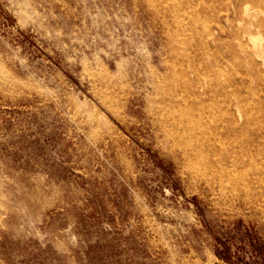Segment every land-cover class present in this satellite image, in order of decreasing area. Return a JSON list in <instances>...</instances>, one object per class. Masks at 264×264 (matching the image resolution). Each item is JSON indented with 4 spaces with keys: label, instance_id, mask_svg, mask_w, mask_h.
Returning a JSON list of instances; mask_svg holds the SVG:
<instances>
[{
    "label": "rangeland",
    "instance_id": "rangeland-1",
    "mask_svg": "<svg viewBox=\"0 0 264 264\" xmlns=\"http://www.w3.org/2000/svg\"><path fill=\"white\" fill-rule=\"evenodd\" d=\"M226 1L0 0V264H264V26L241 36L264 0L218 30ZM197 76L254 165L213 185L152 112Z\"/></svg>",
    "mask_w": 264,
    "mask_h": 264
},
{
    "label": "bare ground",
    "instance_id": "bare-ground-1",
    "mask_svg": "<svg viewBox=\"0 0 264 264\" xmlns=\"http://www.w3.org/2000/svg\"><path fill=\"white\" fill-rule=\"evenodd\" d=\"M247 1L248 0H227L216 18L215 27H217L218 30H223L225 24L232 26L233 14L244 6ZM260 11V8L255 11L253 14L254 19L249 21L241 30V36L245 34L253 35V27L260 28L264 26V20L257 19ZM235 37L238 39V45L242 46L240 35L235 34ZM262 53H264V44L260 43L257 45L255 54L261 55ZM199 77L197 76L189 80L192 93L196 95V98L192 102L185 100L187 97L186 95L182 94L181 98H175V96L171 95L170 97L163 98L152 112L159 125V129L163 132L165 138L175 146L178 155L188 164L189 170L196 174H203V172L211 170L214 176L207 177V183L213 185L215 182H223L224 176L228 174V163L243 170L253 169L254 165L252 163L246 164L243 162H239L238 164V156L232 159L230 154H225L222 150V148L224 149L226 147L229 149L231 141L222 138V132L220 133L218 131L219 127L230 132V134H236L237 131H242L244 129V125L239 124L236 119L229 122L230 119L224 118V114H229L234 109L232 103L228 99L229 93L227 86H219L224 105H219L218 102H214L208 105L207 108H202L200 106L202 100L199 98V94L203 92L206 93V87ZM104 84L105 88L100 91L102 103L107 106V108L114 110V106L119 102V99L115 95L116 89L111 84L110 80H105ZM235 106L238 112H240V104L237 102ZM215 107L217 110L214 109ZM239 115L242 116V114ZM224 121L226 124H224ZM251 141L254 143L255 140L253 139ZM247 152V156L249 157L258 155V152L252 150ZM207 160H210L208 167H205V170L202 172L203 169L201 165L198 164L200 161ZM256 164L258 165V160H255V165ZM255 178H258V176L256 175Z\"/></svg>",
    "mask_w": 264,
    "mask_h": 264
}]
</instances>
